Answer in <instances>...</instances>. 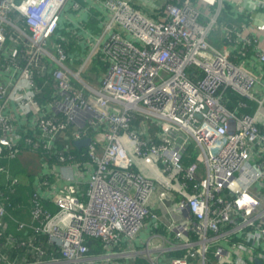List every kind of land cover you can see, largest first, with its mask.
<instances>
[{
  "label": "built area",
  "instance_id": "1",
  "mask_svg": "<svg viewBox=\"0 0 264 264\" xmlns=\"http://www.w3.org/2000/svg\"><path fill=\"white\" fill-rule=\"evenodd\" d=\"M90 1L106 13L83 58L103 64L98 87L83 79L86 63L72 70L64 45L50 46L67 8L88 11ZM193 1L166 0L161 19L153 20L131 0H0V154L23 153L19 142L29 130L38 134L26 143L44 154L69 126L76 141L91 139L81 157L52 152L53 178L38 182L33 222L18 228L33 235L14 243L20 259L11 260L0 232L1 264H108L142 254L150 264L264 259V130L226 100L229 93L252 99L258 79L208 41L218 27L228 42L237 38L220 23L222 8L202 23L205 13ZM68 31L83 39L77 28ZM190 67L201 73L191 76ZM45 86L53 92L48 100ZM4 198L0 191V222ZM153 200L174 216L165 232H153L142 250L116 252L162 225ZM42 201L59 210H45ZM88 237L99 239L105 253L90 256ZM20 248L28 251L21 256Z\"/></svg>",
  "mask_w": 264,
  "mask_h": 264
},
{
  "label": "crops",
  "instance_id": "2",
  "mask_svg": "<svg viewBox=\"0 0 264 264\" xmlns=\"http://www.w3.org/2000/svg\"><path fill=\"white\" fill-rule=\"evenodd\" d=\"M182 1L183 0H175V3ZM165 2L166 0H131V3L136 8L153 20L161 19L162 14L160 13ZM193 3L198 9L205 13V15L202 16L204 23L209 21L218 7L222 8L219 20L220 23L232 27L235 31L237 38L234 43H230L225 39L226 33L223 31L222 27H218L210 32V42L218 50L221 49L220 51L228 52L233 62L240 64L245 70L258 79L253 89V98L248 101V108L251 114L256 117L259 126L264 130V61L260 59V54L264 52V0H217L214 6L201 0H194ZM68 8H70V6ZM105 14V10L100 4H94L90 1L88 11L82 10L77 13L72 12L63 17L69 27L71 26L72 29L77 28L78 35L83 37V39L77 41H75L76 38L73 37L75 43L70 51H67L70 56L69 66L72 70L78 69L85 56L84 49L85 52L89 49V46L86 44V39L90 36H99ZM92 23L93 26L88 27V25ZM245 39H251L253 42L255 41V44L245 46ZM96 72H98V70ZM104 73L105 70L104 67H102L101 72L94 74L96 82L87 83L91 86L98 87ZM0 82L4 83V79L1 77ZM153 209L163 215L162 225L157 229L144 230L136 240L122 243L120 247L116 249V252L126 251L129 253V249H137V246H141L138 248L143 249L145 248L146 240L153 232L160 234L165 232L167 225L173 220L174 216L170 214L167 208H160L155 200H153ZM125 259L131 262L134 260L130 255L116 258L118 261H124ZM259 261L264 264V259ZM122 263L123 262H121V264ZM147 263L150 264L149 261H147ZM132 264H134V262Z\"/></svg>",
  "mask_w": 264,
  "mask_h": 264
},
{
  "label": "trees",
  "instance_id": "3",
  "mask_svg": "<svg viewBox=\"0 0 264 264\" xmlns=\"http://www.w3.org/2000/svg\"><path fill=\"white\" fill-rule=\"evenodd\" d=\"M93 26V23L88 25V27ZM69 25L63 19L60 23V29L56 34L59 36L58 42H61L66 51H70L75 41L73 36L68 31ZM65 40L63 41L62 39ZM75 38V37H74ZM79 66V65H78ZM188 73L191 76H197L201 72L196 67H190ZM42 85V81H40ZM47 90L45 99L48 100L52 97V89L50 86H45ZM227 104L232 109H237L239 114H251L248 108V99L241 98L235 93H229L226 97ZM245 102L247 104L246 108H240L239 103ZM248 108V109H247ZM24 130L25 128L22 127ZM93 130H88V135L92 134ZM76 128L69 126L62 135L58 136L54 150H63L68 154L76 155L81 157L82 154L87 152L86 146L77 147L75 133ZM38 134V131L29 130L24 134L22 140L19 144L24 147L23 153L18 154L14 158L8 156V151L3 150L0 154V166H3L6 172H0V191L5 192V198L3 199V205L5 207V215L0 222V232L4 235V253L8 258L13 260L14 258H19L13 246L16 242H21L24 239L30 238L33 235L31 229L27 228L25 230H18L20 224H32V210L35 205V194L37 191L36 185L41 179H52L53 174L51 171L58 165L55 157L52 155L54 150H50L49 153L44 154L40 150H33L25 141L26 136H31ZM35 139V137H33ZM18 178V182L14 184L11 179ZM87 189V185L80 183L78 185V191L84 194ZM12 190V192H11ZM42 206L45 210L51 213H56L59 207L52 202L42 201ZM36 224V223H34ZM86 244L89 247V255L97 256L105 253L103 243L99 239H94L88 237L86 239ZM44 248L50 251L51 247L45 243ZM28 251L27 249L20 248L18 250L21 256ZM175 257H180L186 255L185 251L175 252L172 254ZM20 259V258H19ZM140 264H148L144 260H138ZM2 261H0V264Z\"/></svg>",
  "mask_w": 264,
  "mask_h": 264
},
{
  "label": "rangeland",
  "instance_id": "4",
  "mask_svg": "<svg viewBox=\"0 0 264 264\" xmlns=\"http://www.w3.org/2000/svg\"><path fill=\"white\" fill-rule=\"evenodd\" d=\"M72 13V11H71V9L70 8H68L67 10H66V14H71ZM65 14V15H66ZM202 23L204 22L202 19L200 20ZM58 40H59V36H55L53 39H51V41H50V46H52L53 44H57L58 43ZM78 40V38H76V40L75 41H77ZM208 41L210 42V38H209V36H208ZM211 43V42H210ZM85 48H86V46H85ZM221 50V49H220ZM84 53H85V55H86V52H85V49H84ZM85 60L86 59H83V61L80 63V65L82 64V65H84L86 62H85ZM102 67H103V64H101V63H99L98 61H97V59L96 58H93V59H91L90 61H88L85 65H84V71H83V74H82V77H83V79L86 81V82H90V83H95L96 82V77H95V73H99V72H101L102 71ZM98 70V72H96ZM105 70V69H104ZM79 86H81V87H84L85 88V86L84 85H82V84H80ZM110 111H115L114 110V107L113 106H111L110 107ZM220 244H223V242H221ZM138 247H141V246H137V249L138 250H142V249H139ZM131 257H133L132 255H130ZM154 257V256H153ZM134 260H133V262H134V264H140L139 262H138V260H144V261H148L149 260V258H148V256L146 255V254H142L141 256H138L137 258H133ZM150 261V260H149ZM121 262H123L122 264H127V263H129V264H132L133 262H131L130 260L129 261H127L126 259L124 260V261H118V260H114L113 262H111V263H108V264H121ZM98 263V262H97ZM99 264H106L105 262H100Z\"/></svg>",
  "mask_w": 264,
  "mask_h": 264
},
{
  "label": "water",
  "instance_id": "5",
  "mask_svg": "<svg viewBox=\"0 0 264 264\" xmlns=\"http://www.w3.org/2000/svg\"><path fill=\"white\" fill-rule=\"evenodd\" d=\"M91 142V139L90 138H87V139H84V140H81V141H77L75 144L77 147H81V146H88ZM257 264H262L261 261H257Z\"/></svg>",
  "mask_w": 264,
  "mask_h": 264
},
{
  "label": "bare ground",
  "instance_id": "6",
  "mask_svg": "<svg viewBox=\"0 0 264 264\" xmlns=\"http://www.w3.org/2000/svg\"><path fill=\"white\" fill-rule=\"evenodd\" d=\"M59 30V29H58ZM57 33H58V31H57Z\"/></svg>",
  "mask_w": 264,
  "mask_h": 264
}]
</instances>
